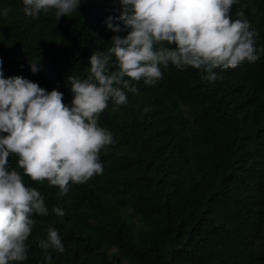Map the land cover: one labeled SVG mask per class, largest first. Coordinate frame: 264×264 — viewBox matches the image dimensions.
Instances as JSON below:
<instances>
[{"label":"trees","instance_id":"trees-1","mask_svg":"<svg viewBox=\"0 0 264 264\" xmlns=\"http://www.w3.org/2000/svg\"><path fill=\"white\" fill-rule=\"evenodd\" d=\"M4 8L5 76L56 88L70 105L66 78L86 77L90 55L111 47L117 33L105 18L119 15L118 0H81L57 21L54 10L26 15L22 0H0ZM230 15L246 17L255 43L264 45V0H238ZM30 63L40 70L30 71ZM161 70L154 84L133 81L137 91L127 93V104L109 100L100 113L98 122L114 137L99 152L101 173L67 193L24 175L49 214L34 216L27 259L13 264H46L39 241L49 226L65 248L49 249L51 264H264V55L214 69L211 82L193 67ZM8 159L22 172L15 154Z\"/></svg>","mask_w":264,"mask_h":264},{"label":"clouds","instance_id":"clouds-1","mask_svg":"<svg viewBox=\"0 0 264 264\" xmlns=\"http://www.w3.org/2000/svg\"><path fill=\"white\" fill-rule=\"evenodd\" d=\"M80 2L22 0V11L38 18L54 10L57 21L77 11ZM118 2L119 15L105 18L106 27L117 33L111 37V47L90 55L86 77L66 78L72 93L70 105L63 101L62 91L46 90L22 75L5 76L0 66V264L27 259L26 240L35 225L34 216L49 214L44 196L25 183V174L34 181L46 179L67 193L72 183L87 182L103 171L99 152L114 137L98 118L109 100L114 105L127 104V93L137 91L133 81L156 83L163 76L162 65L202 70L201 78L211 82L217 78L214 69L235 67L244 60L254 62L264 55V45L255 43L249 20L230 15L238 0ZM8 12L4 8L0 15ZM121 32L126 34L121 36ZM110 63L117 65L116 70H109ZM39 70V63H30V71ZM12 154L18 157L22 172L10 165ZM51 211L64 215L59 206ZM39 245L46 264L52 261L49 249L65 251L59 230L53 226Z\"/></svg>","mask_w":264,"mask_h":264}]
</instances>
